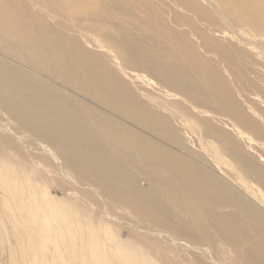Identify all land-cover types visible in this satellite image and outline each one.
I'll list each match as a JSON object with an SVG mask.
<instances>
[{"label":"bare ground","instance_id":"6f19581e","mask_svg":"<svg viewBox=\"0 0 264 264\" xmlns=\"http://www.w3.org/2000/svg\"><path fill=\"white\" fill-rule=\"evenodd\" d=\"M217 1L187 0L210 21L174 13L173 72L184 84L173 92L137 75L162 65L135 39L124 52L107 32L76 56L81 33L55 16V34L42 8L14 0L21 29L0 28L17 60H0V110L9 113L0 117V264H264V187L253 180L263 176L253 160L264 156V115L252 107L264 105V46L220 8L239 5ZM13 65L69 93L45 80L33 85ZM128 83L138 85L132 93ZM238 143L249 156L226 149ZM241 172L248 189L235 184Z\"/></svg>","mask_w":264,"mask_h":264},{"label":"rangeland","instance_id":"374dc122","mask_svg":"<svg viewBox=\"0 0 264 264\" xmlns=\"http://www.w3.org/2000/svg\"><path fill=\"white\" fill-rule=\"evenodd\" d=\"M22 3H28L30 6L38 5L42 8V12L48 13L50 20L55 22V16H62L64 20L67 21L68 26L66 27L68 30L74 33H81L84 42L80 44L76 49H74L73 54L76 56H81V52L84 48L86 39L93 37L94 40L99 39L97 41L103 40L108 36L107 32H111L112 36L120 42L119 47L124 52L132 50V47L128 44L131 40L135 39L139 47H141L146 53H152L157 59L161 62L159 64L162 65L160 70H155L153 73L138 71L137 74L142 78V76L146 79V81L150 82L154 89L170 90L173 92H177L181 90L184 82L181 78L174 75L173 72V62H172V53L173 46L176 40H172V20L174 17V13L176 9H178V14L187 18V19H200L204 21H210V18L205 16H199L198 10L191 8L187 0H18ZM216 3L217 0H214ZM264 0H261L262 6H253L250 3L241 1V0H231L234 5H239V9L237 11H232L229 8V5L224 4L220 5V8L224 10L229 19H231L236 28L239 29L243 35L253 40V43L256 45L264 46ZM34 2V3H33ZM171 2L176 4L177 7L170 11L167 7V4ZM14 0H2L0 4V28L4 25H9L12 28L13 33L18 32L17 21L12 16ZM36 3V4H35ZM37 11V10H36ZM51 11V12H50ZM222 23H224L223 17L220 16ZM57 27V31L55 34H58V26L53 23ZM224 28V26H222ZM122 34H131L129 38H122ZM96 38V39H95ZM45 41H48L45 39ZM178 42V41H177ZM56 44L60 47L66 48L69 50V43L64 39H59L56 41ZM51 46L49 42L48 47ZM261 47V46H260ZM10 49H15V46L8 44L4 41V38L0 35V54L9 57L6 53ZM49 50V48H48ZM47 50V51H48ZM116 51V49H114ZM25 57V56H22ZM10 58V57H9ZM0 60L10 63L16 64V58H6L0 56ZM123 62V66L129 68V71H132L124 57H121ZM40 63V61H38ZM113 66V62H110ZM182 64L190 65V56L186 54L182 59ZM17 68H20L24 72V74L30 77V81L33 85L39 86L44 82L47 86H56L61 91L69 93L62 87L59 86L61 84L58 80H48L44 77L34 75L38 78H33L29 73L31 71L25 67H21V65H13ZM144 69V67L141 65ZM145 70V69H144ZM45 73V72H42ZM47 75H52L45 73ZM111 73H108V78ZM168 74L171 76L170 78H164V76ZM55 76V75H53ZM56 77V76H55ZM43 81V82H42ZM138 86L137 84H126L127 88L130 89V86ZM137 91V88L135 89ZM137 94V93H136ZM78 100H82L86 104L90 105L92 108H99L97 105L89 102L88 100L80 99L74 96ZM260 102V104L258 103ZM256 107L252 106L255 110H258V106L260 105L261 111L258 110L259 114L264 115V105L261 101H255ZM211 107L214 109L217 106V102L212 98L210 102ZM218 110V108L216 109ZM224 111L230 110L228 105L225 104L223 107ZM226 117H230L228 113H222ZM0 117L7 118L9 117V113L0 110ZM244 126L246 130L249 131V127L247 124ZM18 127V126H14ZM29 135L28 132H26ZM208 143L211 144L214 142L215 136L212 133H207ZM262 141H264V136H262ZM33 137H31V141ZM30 141V140H29ZM30 141V142H31ZM226 149H230L232 152L237 153L240 156H249L247 153V146L244 143H238L237 146L226 145ZM211 151V148H209ZM207 162L213 163V154L206 159ZM257 170L262 173V177H254V183L257 185H261L264 187V156L259 157L253 160ZM218 162L222 165L224 170L233 177L234 179V171L230 168L229 162L226 158L218 155ZM43 169V167H42ZM240 178H238V182L235 183L241 189H248V182L245 176L239 173ZM142 187L145 184L142 182ZM235 188V187H234ZM58 194L57 192H54ZM117 214L119 217H122L123 212L117 210ZM131 216H127L125 218H130ZM124 234V231L121 235ZM153 250V248L151 249Z\"/></svg>","mask_w":264,"mask_h":264}]
</instances>
